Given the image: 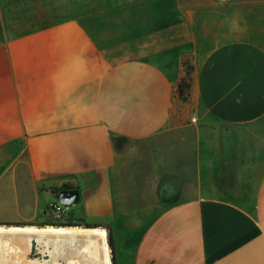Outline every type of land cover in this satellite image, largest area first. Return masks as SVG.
Here are the masks:
<instances>
[{"label":"crops","instance_id":"1","mask_svg":"<svg viewBox=\"0 0 264 264\" xmlns=\"http://www.w3.org/2000/svg\"><path fill=\"white\" fill-rule=\"evenodd\" d=\"M64 184L117 264H264V0H0V221Z\"/></svg>","mask_w":264,"mask_h":264},{"label":"bare ground","instance_id":"2","mask_svg":"<svg viewBox=\"0 0 264 264\" xmlns=\"http://www.w3.org/2000/svg\"><path fill=\"white\" fill-rule=\"evenodd\" d=\"M32 241L47 259H30ZM111 264L108 234L102 227L46 225L0 227V264Z\"/></svg>","mask_w":264,"mask_h":264},{"label":"rangeland","instance_id":"3","mask_svg":"<svg viewBox=\"0 0 264 264\" xmlns=\"http://www.w3.org/2000/svg\"><path fill=\"white\" fill-rule=\"evenodd\" d=\"M61 177H64L62 173L52 175V179H59ZM70 177H77L74 173H70ZM80 180V179H79ZM81 181V180H80ZM66 185V184H65ZM62 185L55 186L54 189H61ZM70 187V185H68ZM44 199L46 201H52L53 198L50 197V195L44 196ZM81 200H79L76 204L72 205L68 208L67 216L61 219H52L48 218L46 215H42V213H19L14 214L13 216H9L7 218L2 219L0 222L4 223H12V224H36V223H73V224H99L102 225V228L105 226H110L112 218L110 217H102L95 213L97 211H93L92 214H88L86 211H83L80 209ZM80 227V226H78ZM105 229V228H104ZM106 230V229H105ZM107 231V230H106ZM48 254L42 253L40 251L39 246L35 243V241H32L31 248L28 253V258L30 259H39L40 261L43 259H47ZM43 258V259H42ZM56 264H67L63 261H58Z\"/></svg>","mask_w":264,"mask_h":264},{"label":"trees","instance_id":"4","mask_svg":"<svg viewBox=\"0 0 264 264\" xmlns=\"http://www.w3.org/2000/svg\"><path fill=\"white\" fill-rule=\"evenodd\" d=\"M191 71H192V67L188 66L187 71H186V76L181 79V81L177 87V94L182 99H186L189 95ZM46 225L66 226V227L80 226V227H84V228L102 227V225H99V224H73V223H54V222L42 224V225H40V227H43ZM103 228H105L107 230V234H108V246L110 248L111 264H117L116 254H115V244H114L112 229L109 226H105Z\"/></svg>","mask_w":264,"mask_h":264},{"label":"water","instance_id":"5","mask_svg":"<svg viewBox=\"0 0 264 264\" xmlns=\"http://www.w3.org/2000/svg\"><path fill=\"white\" fill-rule=\"evenodd\" d=\"M55 198L60 204L66 207H71L80 200V194L77 188L63 189L59 191L57 195H55Z\"/></svg>","mask_w":264,"mask_h":264},{"label":"built area","instance_id":"6","mask_svg":"<svg viewBox=\"0 0 264 264\" xmlns=\"http://www.w3.org/2000/svg\"><path fill=\"white\" fill-rule=\"evenodd\" d=\"M221 3H226L230 0H218ZM69 207H66L59 203L58 200L50 203L46 209L47 217L54 220L61 219L67 216V211Z\"/></svg>","mask_w":264,"mask_h":264},{"label":"flooded vegetation","instance_id":"7","mask_svg":"<svg viewBox=\"0 0 264 264\" xmlns=\"http://www.w3.org/2000/svg\"><path fill=\"white\" fill-rule=\"evenodd\" d=\"M72 188H75V187H72V186L68 187L67 185L64 184L61 186V189H54L53 188L51 191H52L53 195L55 196L59 193V191H61L63 189H72Z\"/></svg>","mask_w":264,"mask_h":264}]
</instances>
